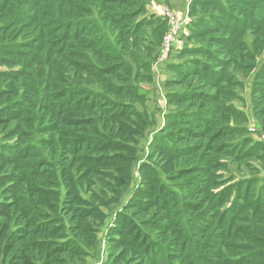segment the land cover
Masks as SVG:
<instances>
[{
  "label": "trees",
  "instance_id": "16d2710c",
  "mask_svg": "<svg viewBox=\"0 0 264 264\" xmlns=\"http://www.w3.org/2000/svg\"><path fill=\"white\" fill-rule=\"evenodd\" d=\"M194 3L220 14L197 21L194 36L205 34L208 26L228 32L220 40L223 51L218 52L226 61L218 55L213 56L215 66L196 60L175 69L185 78L197 76L211 88L227 84L231 77L225 66H235L241 53L237 40L245 31L251 33L255 51L264 45V0ZM146 6V0H0V66L8 69L0 70V264H84L85 251L95 245L107 211L121 204L133 166L123 153L101 155L98 139L104 131L109 138L129 143L126 126L132 116L135 123L141 119L134 103L143 104V96L132 85V73L148 69L145 57L153 47L145 44L148 38L138 31L136 19L141 15L143 26L157 25L155 41L164 29L162 21L145 15ZM245 56L241 55L243 62ZM225 95L222 88L216 97L182 94L179 102L206 101L208 109L165 115L167 122L193 127L195 138L206 143L180 150L155 137L154 146L161 149L157 155L167 161L145 167L150 177L140 196L146 200L131 199L117 212L105 238L104 264H254L248 259L253 234L244 233L237 245L226 239L249 221L242 208L250 212L264 205V185L258 192L252 181L235 187L228 185V178L220 185L215 173L217 159L232 155L238 160L255 152L264 171V154L261 145H247L248 140L233 145L224 141L223 150L214 145L215 137L225 131L220 127L221 110L227 107L218 103ZM260 110L263 114L264 107ZM230 130L231 135L245 133ZM183 131L184 136L192 133ZM255 146L257 150H251ZM153 149L151 157L156 155ZM194 155H200V166L179 168ZM170 163L178 170L172 179L194 171L203 176L193 175L192 183L178 186L179 192L172 190L159 179ZM103 165L111 170H99ZM103 178L110 182L98 189L96 184L106 185ZM80 179L94 186L87 200L80 197ZM112 184L121 190H113ZM108 192L115 198L108 201ZM187 192L196 201L190 202ZM255 214L250 220L264 223ZM236 246L249 254L235 258Z\"/></svg>",
  "mask_w": 264,
  "mask_h": 264
},
{
  "label": "rangeland",
  "instance_id": "374dc122",
  "mask_svg": "<svg viewBox=\"0 0 264 264\" xmlns=\"http://www.w3.org/2000/svg\"><path fill=\"white\" fill-rule=\"evenodd\" d=\"M146 1L147 6L145 8V15H153L156 19L162 21L164 23V29L159 41H155L156 36L159 34L157 25L153 23L143 26L141 22L143 17L141 15L136 19V25L138 27L140 26L138 31L142 32L143 35L148 38L145 44L153 47L150 49L152 52L148 54L147 58L145 57L149 65L148 69L140 71H137V69L135 70L136 72L133 71L132 73L133 76H135L132 85L137 88V93L143 96V104L139 102L134 103L135 112L139 113V115L141 114V119L137 120V123H135V117L132 116L130 119L131 121H129L126 126V130L129 129L131 132L129 135L131 141L129 143H124L117 138H109L104 131H102V136L98 139L101 140L98 143V150H103L104 153L101 155L113 156L114 153H123L128 157L127 164L133 166V168L131 167V180L129 181V185H126L127 188L122 195L121 204L118 206H111L107 211V218L97 229L95 245L93 248L85 251L88 253V257L84 259V264L106 263L107 247L105 238L117 212L121 211L122 207L131 199L138 201L146 200L145 197L140 196L141 191L148 186L144 183H147L150 177L145 167L154 165V162L163 166V162L167 161L163 155H157L158 150L161 149L160 147L154 146L155 137L169 141L171 148L180 150L206 143V140L203 138H195L193 132L195 133L196 131L193 127L166 121L165 115L204 113L206 112L205 110L208 109L209 102L206 101L197 104L179 102L180 98H184L182 94L192 93L193 97L202 96L203 98L211 96L216 97L221 88L225 89V101L222 99L218 101L219 104L224 106V109L227 107L226 110H221L220 127L224 128L225 131L219 133V136L215 137L216 143H214V145L217 146L218 150H223L226 147L224 141L228 142L230 140V143L233 145L240 140H248L249 142L246 143L247 145H251V142L261 145V152L264 154V113H258V111H261L260 109L264 107V91H260L261 88L264 90L263 84L261 83L264 81V45L261 50L255 51L253 47V37L249 31H245L242 37L237 40V42H239L238 49L241 50V53H239L237 57L235 56L237 65L235 64L234 66L227 63V66H225L227 75L229 74L231 77L229 83L221 86L218 84V87L211 88L204 80L199 79L197 76L182 77L175 68L181 66L183 69V65L188 62L192 63L196 60H201V62L208 66H215L216 63L213 56H216V58L220 57L226 61L224 55H219V53L221 54L223 51V49H221L220 40L226 38L229 34L228 32L222 30L218 31L217 28L215 29L207 25L208 29L205 34L200 37L194 36V32L197 31L194 25L197 21H206L208 17L212 15L218 17L220 14L211 6L195 5V0H167V2L166 0ZM199 1L203 2L205 0ZM130 10H134V8ZM27 41L28 40H23L21 43L23 42L24 44ZM245 54L247 61L243 62L241 55ZM127 61L131 64L129 59H127ZM0 70L7 71L8 69L0 66ZM132 70H134L133 67ZM256 104H258V108L255 110ZM233 113L240 114L239 117L241 118V122H239V117L235 116ZM231 128L244 129L245 133L242 135H231ZM184 129L192 132L190 133L191 135L187 133V135L184 136ZM227 133L230 135L224 139ZM38 136L39 133L35 134L36 138H38ZM41 137L47 138L46 135H41ZM151 147H154L153 150L156 152V155L154 154L155 156L153 157H151L152 154L150 155ZM118 150L126 151L123 152ZM251 150H257V146L251 148ZM256 154L259 155L255 152L250 157L247 156L238 160L233 159L232 155L230 158L217 159V163L219 164L215 175L219 176H215V181L220 182L219 184L222 185L224 184L223 181L230 178L231 181H228V185H234L235 187L240 185V182H256L253 191L258 192L264 185L262 182V180H264V171L263 163L258 160ZM97 155L100 156V152H97ZM199 157L200 155H194L193 158L188 159L189 161H185L186 163L179 168L185 169L200 166V164L197 163ZM184 160L185 159H183V163ZM204 168L207 167H202V169ZM99 170L109 172L111 169L109 166L103 165L100 166ZM162 171L168 175L171 182L167 180L165 174H159V179L172 190H178L177 187L183 183H192L191 178L193 175L203 176L202 172L194 171L195 173L192 172L186 176L179 175L178 179H172L177 175L178 170H172L171 163L167 169H163ZM205 176L208 177L209 174H205ZM81 180L82 179L77 181L81 189L79 190V187L77 188L80 192V197L87 200L94 186H88L85 181L81 182ZM107 180V178H103L101 182L106 183ZM108 182L110 181L108 180ZM118 183L122 185L123 181H119ZM108 184L109 183H106V185L103 183L102 185L96 184L95 187L103 189L104 187L107 188ZM111 188L113 190H121L118 184H112ZM220 188H222V186H220ZM179 194L181 195L182 193ZM181 197L182 200H184L183 195H181ZM112 198H115V196L111 192H108L107 200L109 201ZM189 198L191 199L190 202L196 201L190 194ZM262 210H264V205L258 207V210H255L254 207V210L250 212L242 208L241 212H247L246 216L249 221L242 224V228H237V231L233 230L234 235L226 240L236 245L240 244L244 240L243 234L246 232L253 234L255 240L251 244L252 249L251 252H249L252 254H249L243 246H236L238 248L235 258L241 254L242 256L249 254L251 255L248 258L250 262L254 264H264V223L251 221L249 218L256 212L255 215L262 217L260 220L264 221V216L261 215ZM256 227L258 228V232Z\"/></svg>",
  "mask_w": 264,
  "mask_h": 264
}]
</instances>
